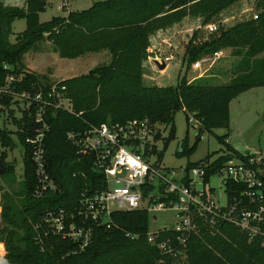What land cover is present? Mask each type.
<instances>
[{"label":"trees","instance_id":"obj_1","mask_svg":"<svg viewBox=\"0 0 264 264\" xmlns=\"http://www.w3.org/2000/svg\"><path fill=\"white\" fill-rule=\"evenodd\" d=\"M0 0V78L8 75L19 79L12 88L16 93H47L55 84L45 76L27 72L25 55L50 42L62 59L75 60L106 51L108 65L89 74L56 84L66 88L71 111L50 109L45 114L48 131L45 138L47 171L57 190L36 197V168L26 139L37 126L29 112L21 120L13 119L16 132L0 128V176L10 185L16 174V162L9 154L21 148L24 166L20 204L5 193L0 205V258L8 264H264L261 240H251L236 226L216 218L212 224L204 217L197 219V230L183 236L174 230L159 231L156 243L150 244L149 213L145 210L113 212L107 221L86 219L83 202L107 187L106 177L94 166L92 154H79L69 139L103 124H125L149 120L159 129H170L166 146L175 139V117L178 112L192 117L203 130L212 132L228 128L229 105L243 92L264 87V0H256L258 14L224 27L220 16L243 0H104L82 12L40 22L46 0H26L24 7ZM17 4V0H13ZM188 17L202 20L201 27L216 25L217 31L207 36L202 28L194 31L187 44L184 64L193 66L202 58L232 50L239 59L232 79L225 84L203 83L200 78L176 86L152 87L144 80V63L149 58L151 38L161 30L182 23ZM25 20L26 30L11 41L16 21ZM8 67L9 69H5ZM202 78V77H201ZM7 107H19L10 96L1 98ZM11 116L13 113H10ZM161 137L160 131L157 139ZM183 143L179 155L191 154ZM232 154L217 161L193 164L202 167L207 185L214 176L222 175L233 159L247 162L244 153L233 148ZM156 156V150L151 152ZM159 161L163 153L157 154ZM248 156H251L248 154ZM158 165L155 164V167ZM255 168L264 169L262 164ZM188 185L189 181L184 180ZM229 205L248 204L244 197L247 186L223 181ZM162 189V188H161ZM166 203L176 196L161 198ZM64 213L67 223L91 229V242L84 250L72 238L54 233L46 222L49 215ZM164 245V248L160 246Z\"/></svg>","mask_w":264,"mask_h":264},{"label":"built area","instance_id":"obj_2","mask_svg":"<svg viewBox=\"0 0 264 264\" xmlns=\"http://www.w3.org/2000/svg\"><path fill=\"white\" fill-rule=\"evenodd\" d=\"M62 7L64 8L65 5ZM254 18L256 19L257 16L255 15ZM207 30L214 33L217 31V26L209 25ZM222 57V51L215 53L211 58L197 61L192 68L201 73L199 76L201 78ZM5 69L9 68L5 67ZM17 81L19 79L13 75H8L4 83L0 78V100L4 96L14 98L25 111L29 112L37 126L33 135L26 139V143L38 179L34 195L42 197L49 191L57 190L55 182L47 171L45 138L48 126L45 122V114L51 108L71 111L72 106L66 97V88L58 89L56 86L58 83L47 93L40 91L33 94L29 92L19 94L12 88ZM157 133V126L152 125L149 120H133L125 124H103L100 127H92L81 135H69L79 154H92L95 168L106 177V189L83 202L86 219L107 221L113 213L110 209L111 202H116L120 207L121 210L117 212L145 210L150 214L173 211L178 219L176 226L159 231L174 230L182 235L180 240H183V236L198 229L199 217L206 218L212 224L216 223V218H220L239 228L251 240L259 238L264 248V169L255 168V165L262 164L264 154L246 152L244 154L248 158L247 162L233 159L222 172L223 181H233L247 186L244 197L249 205L235 203L230 206L226 194L227 204L218 206L213 189L209 192L204 187L200 191L196 187L195 179L199 178L202 181L205 176V169L202 167L193 169L192 176L187 171L186 176L182 178H178L174 171L162 169L159 165L155 167L156 162H153V159L156 156L151 152L155 149ZM3 152L4 149L0 144V157ZM185 179L189 181L188 185L185 184ZM5 192L0 182V203ZM170 196H176V200H170L169 203L160 200L168 199ZM46 222L50 224L54 233L79 242L82 250L89 246L91 229L79 228L73 222L67 223L64 213L51 214ZM159 231L149 233L150 244L156 243Z\"/></svg>","mask_w":264,"mask_h":264},{"label":"rangeland","instance_id":"obj_3","mask_svg":"<svg viewBox=\"0 0 264 264\" xmlns=\"http://www.w3.org/2000/svg\"><path fill=\"white\" fill-rule=\"evenodd\" d=\"M10 0V4L24 7L26 0H17V4ZM104 0H46L45 11L40 14V22L46 23L57 17H67L70 12H82L90 9L94 3ZM256 0H243L240 4L224 12L219 22L224 27H231L238 21L251 18L258 14L255 5ZM65 7L63 8L62 6ZM62 7V8H61ZM202 20L195 17H188L182 23L177 24L166 30L158 31L152 38V47L149 49V58L144 63V80L147 86L152 87H176L184 78L187 82H192L199 78L200 72L193 70L192 66L184 64V54L190 39L195 30L202 28V33L208 35L210 32L201 27ZM25 20L16 21L13 26L11 41L15 42L18 34L26 30ZM151 58H165L168 68L160 72L151 62ZM239 59L232 55V50L223 51V57L206 72L200 80L210 84L228 83L237 70ZM111 59L109 54L104 51L99 54H89L84 57L69 60L62 59L50 42H44L40 48L25 55L24 65L26 71L45 76L49 82L56 84L73 78L85 76L101 65H108ZM167 61V60H166ZM23 106L7 107L0 103V128L10 132H16L17 127L13 119L21 120ZM10 113H13L11 116ZM230 121L228 128L216 129L208 132L202 129L201 125L190 118L188 122L184 112H178L175 117V139L171 140L166 146L170 129L161 126L158 129L161 137L154 142L156 158L153 162L162 169L174 171L178 178L186 176L188 167L193 164L206 163L228 157L232 154L230 149L240 153L260 152L264 154V87L254 88L243 92L231 101L229 105ZM183 143L187 144V150L196 145V149L191 154L179 155L178 151ZM163 153V160L159 161L157 154ZM9 160L16 162V174L11 179V185L7 184L3 178L5 193L14 196L17 205L20 204L18 194L22 192L24 180V166L21 148L9 154ZM159 168V167H158ZM192 169H189L190 176ZM223 175L214 176L210 183L205 185L201 179H195L198 190L206 188L207 191L214 190L215 201L218 206L227 204L222 181ZM205 185V186H204ZM4 199L1 200V207ZM112 212L120 211L116 202L110 203ZM2 212L0 211V228L2 227ZM149 232L156 233L163 228H172L177 224L176 213L173 211L156 212L149 214ZM5 258V257H4ZM6 259V258H5ZM7 261V260H6Z\"/></svg>","mask_w":264,"mask_h":264},{"label":"water","instance_id":"obj_4","mask_svg":"<svg viewBox=\"0 0 264 264\" xmlns=\"http://www.w3.org/2000/svg\"><path fill=\"white\" fill-rule=\"evenodd\" d=\"M150 60L160 72L165 71L168 67L165 58H151Z\"/></svg>","mask_w":264,"mask_h":264},{"label":"bare ground","instance_id":"obj_5","mask_svg":"<svg viewBox=\"0 0 264 264\" xmlns=\"http://www.w3.org/2000/svg\"><path fill=\"white\" fill-rule=\"evenodd\" d=\"M0 264H8V262L4 258H0Z\"/></svg>","mask_w":264,"mask_h":264},{"label":"crops","instance_id":"obj_6","mask_svg":"<svg viewBox=\"0 0 264 264\" xmlns=\"http://www.w3.org/2000/svg\"><path fill=\"white\" fill-rule=\"evenodd\" d=\"M240 3H241V2H240ZM240 3H239V4H240ZM166 60H167V62L171 61V60H169L168 58H167ZM167 68H168V67H167Z\"/></svg>","mask_w":264,"mask_h":264}]
</instances>
